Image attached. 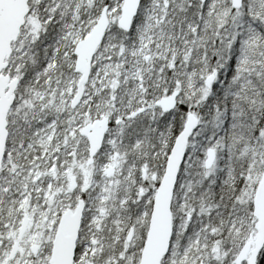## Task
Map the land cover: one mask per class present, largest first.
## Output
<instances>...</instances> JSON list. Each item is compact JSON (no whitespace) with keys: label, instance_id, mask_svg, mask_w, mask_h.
<instances>
[{"label":"rangeland","instance_id":"obj_1","mask_svg":"<svg viewBox=\"0 0 264 264\" xmlns=\"http://www.w3.org/2000/svg\"><path fill=\"white\" fill-rule=\"evenodd\" d=\"M194 1L197 11L188 6L190 0H141L131 30L124 33L116 24L122 0H28L24 25L0 73L17 80L0 170V264H48L59 217L80 199L84 210L74 264H138L148 206L176 136L173 114H162L155 103L167 95L168 82L187 81L192 74L178 32L182 34L181 24L195 23V11L204 10ZM214 2L232 8V0H208V7ZM103 6L108 7V28L92 59L83 96L71 108L79 79L74 47L89 34ZM209 76L202 78V86L207 87ZM104 117L110 127L103 147L86 165L87 141L79 131ZM195 136L197 132L189 141L171 202L173 234L162 264H232L240 246L254 237L255 220L246 204L261 173L258 165L263 162L260 169L264 167V149L255 155L257 169L236 199L231 241L223 238L207 249L209 234L203 224L215 217L208 201L217 195L213 184L221 171L222 182L232 183L233 150L208 142L203 153L213 149L216 156L205 170V156L200 158L201 151L194 149ZM109 168L113 174L107 177ZM23 218L27 223L19 235ZM129 228L133 232L127 241ZM239 229L242 237L237 239Z\"/></svg>","mask_w":264,"mask_h":264},{"label":"trees","instance_id":"obj_2","mask_svg":"<svg viewBox=\"0 0 264 264\" xmlns=\"http://www.w3.org/2000/svg\"><path fill=\"white\" fill-rule=\"evenodd\" d=\"M190 1L188 6L197 11L195 1ZM207 4L208 0L204 10L193 13L195 23L191 27L190 23L187 27L181 24L182 34L178 32V38L186 43L188 51L184 56L188 57L187 71L192 74L187 81L182 78L168 82L171 85L168 92L176 88L180 91V100L172 113L174 134L181 129L187 113L196 114L202 122L193 142L194 149L201 151L200 158L204 157L208 142H216L214 147L218 149L233 150L232 183L222 182L225 172L221 171L213 184L217 195H211L208 201V208L215 216L203 224L209 234L207 249H210L214 243L221 244L220 239L225 238L227 242L231 239L230 228L238 212L236 199L244 193L257 169L253 164L255 155L262 153L260 156L264 159V151L260 153L264 149L261 136L264 130V0H242L238 10L226 3L214 2L210 7ZM207 74L214 75L208 87L201 85ZM262 164L258 165V173L262 171ZM255 184L256 181L252 187ZM253 189L249 192L251 195ZM246 206L251 213V196ZM240 231L235 238L242 237Z\"/></svg>","mask_w":264,"mask_h":264},{"label":"water","instance_id":"obj_3","mask_svg":"<svg viewBox=\"0 0 264 264\" xmlns=\"http://www.w3.org/2000/svg\"><path fill=\"white\" fill-rule=\"evenodd\" d=\"M203 1V0H201ZM28 0H0V72L6 68L7 60L11 54V44L17 40L21 27L24 25L25 16L28 13ZM141 0H122L120 17L117 20V27L122 32H129L132 22L137 15ZM232 7H241V0H232ZM108 28L107 7L104 6L89 34L79 41L74 47L75 64L74 72L79 74L76 83L75 95L71 100L70 107L78 105L83 94L84 85L89 78L91 61ZM147 61V58H146ZM213 81L210 76L205 80L209 86ZM17 87V80H9L8 76L0 74V169L5 151V144L8 132L6 130V116L14 101V91ZM6 92L4 93V91ZM179 92H171L160 98L155 106L162 113H170L175 109ZM198 126V119L194 114L189 113L181 130L177 133L166 157L164 171L157 185L152 201V208L149 215L148 232L143 243L138 264H160L162 258L167 254L172 236L171 201L177 183L178 174L185 158L188 141ZM108 129V119L95 120L85 125L80 130V135L85 137L88 143L87 165H90L94 156L102 147L104 135ZM215 160V151H206L204 169L211 168ZM110 168L105 172L107 177L112 176ZM74 181L71 180L70 188ZM84 210L83 200H78L73 210H65L59 218L56 231L51 242V251L48 264H73L76 249V241L81 225L82 213ZM252 216L255 219V235L251 243L245 244L236 257L235 264L246 260L250 244L253 245L247 264H255L257 254L264 245V168L255 186L252 197ZM27 219L23 218L19 228V235H22ZM131 232L127 235L130 239ZM16 247L11 250L14 253ZM35 248H32V251ZM26 264H31L30 262Z\"/></svg>","mask_w":264,"mask_h":264},{"label":"flooded vegetation","instance_id":"obj_4","mask_svg":"<svg viewBox=\"0 0 264 264\" xmlns=\"http://www.w3.org/2000/svg\"><path fill=\"white\" fill-rule=\"evenodd\" d=\"M145 176H146V174H145V172H143L142 173V178H145ZM151 181L152 182H154L155 181V176H152L151 177ZM158 183V182H157ZM157 183H156V187H157ZM155 190H156V188H155ZM154 194H155V192H154ZM153 200V199H152ZM152 200H151V202L149 203V206H148V215H147V218H146V221H145V223H144V226L142 227V231H141V234H140V237H139V244H140V249H139V254H138V256L140 257V252H141V249H142V246H143V243H144V241H145V238H146V235H147V232H148V225H149V215H150V211H151V206H152ZM235 204V203H234ZM239 205V204H238ZM235 209V208H234ZM234 209H233V211H234ZM129 232H131L130 233V235H132V232H133V230L131 229V228H129L128 229V233ZM128 233H127V235H128ZM131 238V237H130ZM126 240H127V236H126ZM130 240V239H129ZM129 240H127V241H129ZM233 240V239H232ZM231 241V239L229 240V242ZM252 242V239L251 240H249V241H246V242H244L241 246H240V248H239V250H238V252L236 253V255H235V257H234V259H233V262H232V264H235V260H236V257H237V255L239 254V252L241 251V249H242V247L245 245V244H247V243H251ZM252 248H253V246H252V244H250V246H249V250H248V252H247V256H246V260H244L243 262H241L240 264H247V259L249 258V256H250V251L252 250ZM170 249V248H169ZM169 252V251H168ZM168 252H167V254H168ZM166 254V255H167ZM166 255L163 257V259H162V261H161V264H162V262H163V260L166 258ZM255 264H264V247L262 248V250L258 253V255H257V257H256V260H255Z\"/></svg>","mask_w":264,"mask_h":264}]
</instances>
